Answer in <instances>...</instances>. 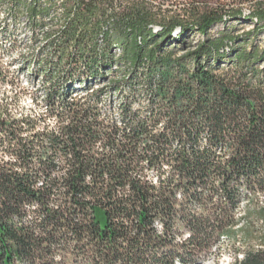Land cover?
<instances>
[{
  "label": "trees",
  "instance_id": "16d2710c",
  "mask_svg": "<svg viewBox=\"0 0 264 264\" xmlns=\"http://www.w3.org/2000/svg\"><path fill=\"white\" fill-rule=\"evenodd\" d=\"M0 6L44 107L0 106V264H264V1Z\"/></svg>",
  "mask_w": 264,
  "mask_h": 264
},
{
  "label": "rangeland",
  "instance_id": "374dc122",
  "mask_svg": "<svg viewBox=\"0 0 264 264\" xmlns=\"http://www.w3.org/2000/svg\"><path fill=\"white\" fill-rule=\"evenodd\" d=\"M155 2H164L165 0H154ZM168 2L175 4L178 9L188 8L191 5L200 7H219L224 10H241L243 16L249 14L251 7L257 1L264 0H167ZM4 6H0V23L5 18ZM21 21H24L21 19ZM227 24L236 25L237 21H229ZM253 23L245 21L240 23L238 35L242 32H247L253 28ZM222 29V25H217L213 30ZM22 34L20 36V43L16 46L9 47L10 40H5L0 33V65L3 73L6 75L5 82H0V106H6L12 112V114H35L43 111L44 107L41 103L40 97L42 92L40 91L41 79L33 78L26 70L25 59L28 56V52L37 49L38 44L33 46L28 45L29 35L25 33L23 25L20 29ZM26 34V35H24ZM25 36V37H24ZM258 42L263 39V34L258 33L256 35ZM24 64V65H23ZM24 67V69H22ZM260 201L264 203V197L260 198ZM228 260V256L225 254L221 259L222 263Z\"/></svg>",
  "mask_w": 264,
  "mask_h": 264
}]
</instances>
